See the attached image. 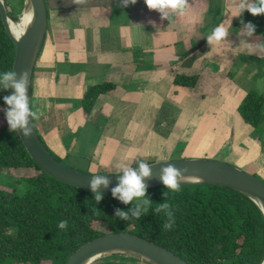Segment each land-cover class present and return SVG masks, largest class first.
<instances>
[{
	"label": "crops",
	"instance_id": "crops-1",
	"mask_svg": "<svg viewBox=\"0 0 264 264\" xmlns=\"http://www.w3.org/2000/svg\"><path fill=\"white\" fill-rule=\"evenodd\" d=\"M216 2L188 0L183 16L169 11L162 20L144 0L127 7L120 6L122 0L79 5L46 0L47 31L31 82V109L39 115L34 121L42 138L60 154L70 149L87 154L108 173L123 172L139 157L155 162L158 146L166 148L163 161L233 154L239 167L255 170L261 148L257 139L247 138L253 127L238 110L246 92L228 74L241 53L264 58V33L247 35L243 21L234 24L242 18L240 0H224L227 38L212 45L206 38L185 55L214 20ZM176 74L199 78L185 86L175 83ZM103 82L114 88L100 94L86 113L84 93ZM110 263L135 264H105Z\"/></svg>",
	"mask_w": 264,
	"mask_h": 264
},
{
	"label": "trees",
	"instance_id": "trees-1",
	"mask_svg": "<svg viewBox=\"0 0 264 264\" xmlns=\"http://www.w3.org/2000/svg\"><path fill=\"white\" fill-rule=\"evenodd\" d=\"M3 1L8 17L18 21L23 0L11 6ZM253 18L255 26L264 27V15ZM258 28L254 35L264 33ZM15 51L16 45L0 14V106L7 110L3 75L12 70ZM197 80L198 74H176L174 79L185 86H194ZM113 88L110 82L90 86L82 99L85 112L90 111L100 94ZM238 110L244 121L257 129L264 120V95L248 92ZM140 163L143 162L137 160L133 167ZM17 167L29 168L33 173L23 178L26 189L22 192L15 186L0 184V264H64L84 243L121 231L164 246L190 264H261L264 259V214L251 197L232 188L185 184L179 192H173L162 185L146 188L144 197L129 204L112 193H101L102 199L97 202L96 193L63 183L43 171L18 132L10 131L5 120L0 123V170ZM145 200L149 204L145 205ZM164 203L170 207L157 211ZM137 206L141 211L139 219L132 216ZM116 209L127 212L129 219L116 217ZM61 221L68 222L65 229L59 227ZM166 223L171 224L170 230L163 228ZM98 260L91 264H98Z\"/></svg>",
	"mask_w": 264,
	"mask_h": 264
},
{
	"label": "water",
	"instance_id": "water-1",
	"mask_svg": "<svg viewBox=\"0 0 264 264\" xmlns=\"http://www.w3.org/2000/svg\"><path fill=\"white\" fill-rule=\"evenodd\" d=\"M221 6L223 10L224 0H221ZM25 11L30 12V18L22 33L16 36L11 30V19L8 17L4 1L0 0L3 25L16 45L11 71L16 73L14 81L19 82L21 73L28 70L29 75L25 82V88L29 108L32 110V74L45 40L48 25L46 0H23V13ZM204 41L205 38L187 50L185 55L197 49ZM11 83L9 82L10 85ZM14 93V87H7V96ZM27 126L32 129V134L25 136L23 129H18L19 137L31 158L53 178L90 192H93L90 184L95 177L100 176L107 179L109 182L107 187L101 184L96 193H112V189L119 184L124 171L98 174L75 169L57 159L45 146L31 115L28 117ZM147 165L151 172L149 177L143 178L146 188L164 185L161 179L163 169L174 165L181 170L184 177V180L180 182L181 185L210 183L232 188L251 197L264 214V181L234 164L223 160L198 157L173 158L147 163ZM131 169L139 173V166ZM107 256L130 257L148 264H190L164 246L126 231L107 233L84 243L69 256L64 264H91L93 261ZM261 264H264V259Z\"/></svg>",
	"mask_w": 264,
	"mask_h": 264
},
{
	"label": "clouds",
	"instance_id": "clouds-1",
	"mask_svg": "<svg viewBox=\"0 0 264 264\" xmlns=\"http://www.w3.org/2000/svg\"><path fill=\"white\" fill-rule=\"evenodd\" d=\"M73 3L79 5L86 3V0H73ZM137 0H122V7H127L129 5H134ZM144 3L149 10H155L161 13V19L169 18V11L172 13H177L181 16L185 14L188 0H144ZM239 15H242L244 10L250 12L253 16L264 15V0H257V3H248L247 0H240L238 5ZM256 26L252 22L244 24V29L246 34L251 36L255 32ZM228 33L223 26H217L213 29L210 35L207 36V41L209 45L214 43L219 44L224 39H226ZM16 73L14 71H7L3 75L4 86L7 88L9 86L15 88V93L4 97L5 103L9 106L6 112L7 121L9 124L10 131H17L18 129H23L25 136L32 134V129L28 125V117L31 115L34 119H38L39 115L37 112L30 110L28 100L26 97L25 82L28 78V70H24L21 73V79L19 82L14 81ZM8 82H12L11 85ZM186 171V169H185ZM150 168L146 163H140L139 173L137 171L126 168L124 169V174L120 178L119 184L112 189L113 197L119 199L124 204H129L134 199H139L146 195V185L143 182V178L150 176ZM179 178V179H178ZM163 184L173 192H179L181 190V181L184 180L182 172L177 169L174 165H169L163 169V175L161 177ZM108 180L97 176L91 181V189L94 193L99 188L101 184L105 187L108 185ZM95 199L99 202L102 199L101 193H96ZM144 204H149L148 200L144 201ZM170 205L168 203L160 204L157 207V211L160 209H168ZM147 211V208H144ZM141 211L139 206L132 210V216L139 219ZM169 216L172 215L171 212L168 213ZM115 216L121 220H128L129 215L127 212L121 209H116ZM67 221H61L59 227L65 229L67 227ZM165 230L171 229V224L166 223L163 225Z\"/></svg>",
	"mask_w": 264,
	"mask_h": 264
},
{
	"label": "rangeland",
	"instance_id": "rangeland-1",
	"mask_svg": "<svg viewBox=\"0 0 264 264\" xmlns=\"http://www.w3.org/2000/svg\"><path fill=\"white\" fill-rule=\"evenodd\" d=\"M6 1L8 2L9 6H11L12 4L17 5V2H18V0H6ZM224 9H225V4H224L223 10H222L221 0H217V2H216V13L214 12L213 17H212L214 20H212V19L209 20L207 28L203 29V33L205 35L202 37V39L203 38L206 39L207 36L211 34V32L213 31V29L215 27L223 26L222 22H224V21L222 19H223V17L225 18V16L227 15V10H226L227 8L225 10ZM22 14H23V10L19 13V20L16 21V23L20 21ZM228 17H229V15H228ZM254 18L256 20L258 19L256 17H254ZM254 18L250 12H248L247 10H244L242 13V18L236 19V21H234V24H236L237 26L238 25L240 26V24L243 22L244 23L245 22L246 23L252 22L254 24L255 23ZM225 20H226V22H230V20H228L226 18H225ZM227 25L228 26L226 28L228 30H231V29H232V31L235 30V28H233V26H229V24H227ZM236 25L234 27H236ZM256 28H258V26H256ZM258 29L264 30V27H261V28L259 27ZM202 39H200L196 44H198ZM196 44H194V45H196ZM228 75L232 76L233 79L237 83H239V85H241V87L243 88L242 91L244 90L246 92V94L250 91H253L256 94L258 93V94L264 95V58L263 57H257L256 58V56H254V57L253 56H246V55H243V53L239 54L237 56L236 60L234 61V65L231 66V70H230V73ZM198 78H199V75H198ZM160 98L161 97H158L159 100H160ZM6 112H7L6 106H0V123L7 120ZM39 126H40V123H39ZM101 127H102V125H100V128ZM40 128L43 130V128L41 126H40ZM160 129L161 130H159V133H160V135H163V128H160ZM95 132H96V130L95 131L91 130V135H94ZM236 137H239L238 133H236ZM247 138L257 139L259 141V145L261 148L262 155L257 161L258 164L256 166L253 165L255 170L252 168V166H251V168L249 166L248 167L240 166V168L258 176L260 179H262L264 181V120L262 121V123L259 125V127L257 129H255L253 127L251 135H247ZM42 140L44 141L45 145H47L50 152L54 156H56L60 161L66 163L67 165H69L75 169H78V170H81L84 172H88V173H97L98 171H104V170H102L103 168L102 169L97 168V165L94 164L92 159L88 158L87 154H82L80 151H78L76 149H70L69 153L67 155L60 154L59 151H56V149L49 146L45 139L42 138ZM240 143H242V145H240V146L242 148H244L245 147L244 143H246V140L240 141ZM158 147H155V148H157L156 150H158L161 153V156L157 157V158L154 157V159H156V161H163L162 159H164V158H162V157H164L163 153L166 151V148H158ZM252 155H254V152H252ZM221 156H223V158H221V159H218V158H211V159L223 160V161L229 162L231 164H234L236 166L238 165V164H236V162H234L237 157H235L233 154L227 155V156H224L223 154H221ZM190 157L191 156L183 157L181 155L174 156V158H190ZM206 157H208V156H206ZM171 159H173V158H171ZM139 160L146 162L149 159H147L146 157H142V158L139 157ZM131 161L132 160H130L129 162H131ZM129 162H127L128 168L130 166L134 165V162H136V159L134 161H132L131 165H129ZM238 167H239V165H238ZM122 168H124V167H122ZM32 173H33V170H31L29 168H25V167L2 169V170H0V184H2L5 187H8V188L15 186L19 192H22L26 189V184H25V182H23V178L29 176ZM106 173H108V172H106ZM111 173H116V171H113ZM106 262H118V263H120V262H133L136 264V263H139L142 261H139V260L134 259V258L122 257V256H107V257L100 258L98 260V264H105ZM42 264H49V263L43 262Z\"/></svg>",
	"mask_w": 264,
	"mask_h": 264
},
{
	"label": "bare ground",
	"instance_id": "bare-ground-1",
	"mask_svg": "<svg viewBox=\"0 0 264 264\" xmlns=\"http://www.w3.org/2000/svg\"><path fill=\"white\" fill-rule=\"evenodd\" d=\"M30 18V12L29 11H25L22 16H21V19L19 22H14V21H11L10 20V26H11V30L12 32L18 36L19 34L22 33L24 27L26 26L28 20Z\"/></svg>",
	"mask_w": 264,
	"mask_h": 264
}]
</instances>
